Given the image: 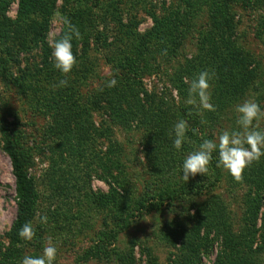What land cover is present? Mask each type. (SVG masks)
I'll use <instances>...</instances> for the list:
<instances>
[{
	"label": "rangeland",
	"instance_id": "374dc122",
	"mask_svg": "<svg viewBox=\"0 0 264 264\" xmlns=\"http://www.w3.org/2000/svg\"><path fill=\"white\" fill-rule=\"evenodd\" d=\"M1 1L0 35L2 23L5 19L16 20L19 8V0ZM214 1L57 0L49 41L53 35L57 38L61 34L66 15L78 14L90 42V51L82 59L87 73L80 66L74 69L68 74L66 87H53L61 78L57 83L45 84V76L38 71L44 62L39 46L25 52L18 47V40L0 36V247L2 251L13 250L5 264H21L25 255H41L49 239L57 248L54 264H182L185 259H194L186 250L187 236L195 235L194 214L211 203L226 214L229 230L242 234L245 201L253 191L245 174L236 181L216 166L218 153H213L205 175L197 174L187 182L182 179L185 156L196 150L203 139H215L222 130L238 127L235 108L239 103L252 99L264 109V0ZM169 13L179 27V44L164 52L152 47L141 56L139 64L140 80L168 111L171 129L165 134L168 143L162 146L177 159V165L164 173L160 162L155 161L159 151L153 129L113 122L104 104L98 105L93 99L108 88L109 80L116 79V86L125 82L118 79L124 56L119 47L122 40L124 44L129 38L123 35L121 23L144 34L155 25V15L164 17ZM220 33L230 49L223 52L222 67L221 62H216L222 55L216 50ZM135 54L132 51L129 57ZM235 62L242 65V73L232 76L233 80L224 79L223 70L229 75L239 73L233 71ZM204 63L215 69L210 81L215 111L185 103V81L205 68ZM72 100L80 106V127L73 134H64L61 118L73 108ZM180 119L188 122L189 131L182 148L177 150L173 146L174 134L169 133ZM254 123L264 131V118ZM86 127L95 128L90 132ZM83 131L84 149L75 152L73 137ZM108 141L114 142L111 145ZM6 142L14 144L26 159L39 195L31 221L36 235L20 244H14L11 236L18 206L16 178ZM106 152L117 161L112 165L111 178L103 175ZM259 161L264 163V157ZM61 169L63 174L74 169L89 172V176L81 180L77 190L66 184V178L56 175V171L61 174ZM119 180L124 184H118ZM178 184L184 185V191L188 189L186 196L163 202V192ZM123 193L124 198H119ZM103 195L110 200L109 217L98 205L97 197ZM134 201L147 207L139 211ZM127 213L130 219H125ZM42 216H47L46 223L41 222ZM123 219L130 223L122 230ZM179 229L189 232H183L184 236ZM219 251V244L214 243L201 255V263L214 264ZM256 262L264 264V250Z\"/></svg>",
	"mask_w": 264,
	"mask_h": 264
},
{
	"label": "trees",
	"instance_id": "16d2710c",
	"mask_svg": "<svg viewBox=\"0 0 264 264\" xmlns=\"http://www.w3.org/2000/svg\"><path fill=\"white\" fill-rule=\"evenodd\" d=\"M56 1L57 0H19L16 20L10 21L9 19H5V23H2L0 35L4 40H18V47L25 50V52L31 50L33 47L39 46L38 48L42 51L44 62L41 67H38V71L41 76H45L44 82L46 85L57 83L60 78L66 79L67 81L69 80L68 75L64 76L55 69L52 48L50 47L48 38L51 20L56 12ZM1 2L4 3L6 0H2ZM214 2L220 4L225 1L215 0ZM78 16V14L66 15L65 19L70 20L81 33V39L73 40V53L77 58V64L73 70H76L80 66L83 69V73L86 74L87 72L84 67L86 64H83L84 60L82 59L85 58L86 54L90 51V42L89 38H86V26L82 20L83 18L81 19L82 16ZM155 16V25L144 34L135 33L128 25L121 23L123 35H127L129 38V42L124 44L122 40V44L119 47V49H121V55L124 56L121 65L122 70L119 73L118 79H125V82L120 86L104 89L101 95H98L93 100L98 105L104 104L113 122L116 121L123 126L136 124L135 126L142 125L147 126V128L151 130L153 129L152 135L156 138L157 151H159L157 154L158 158L155 161L160 162L159 166L162 168L161 172L169 173L170 171H168V169L176 167L177 159L172 156L171 152H168L165 147L162 146L168 143L169 137L165 134H167L166 132L168 129H171V125H169V122L167 123L168 111L162 108V105L158 103L160 101L155 100L154 97L157 95L146 89L143 81L140 80V70L142 66H139V64L141 63V56L150 52L152 47L158 48L163 52L164 50L168 51L170 48L172 49L175 45L179 44L181 37H179V34H176L177 31L180 32L179 27L177 23H173V20L170 18V13L169 15L166 14L164 17L163 15ZM64 31L65 27L60 35H63ZM215 34H213V36H215ZM59 36L57 38H59ZM216 50L219 54H222L219 55V60L216 61L219 63L221 62L222 67L225 60V54H223V52L230 50L228 41L224 39L223 33H220L218 36ZM132 51L136 53V57H129ZM136 58L139 60L137 61ZM204 64L205 68L195 71L193 78L201 71L215 73V69L211 66H206V64L209 63ZM241 66L237 62L233 63V71L239 72L237 74L232 72L231 75H229L226 73L227 70H223L226 74L224 79L233 80L232 76L240 75L243 70ZM78 71H80V69ZM133 79L134 81L131 83ZM127 80H130V84L127 83ZM245 81L246 79L242 82ZM184 90L187 91L186 88H184ZM71 104L73 108L67 109L64 118H61L64 123V129H62L61 132L64 134H73L75 131H78L80 127V118L78 116L80 106L75 100H72ZM94 128L95 127H91L88 129V127H86V130L91 132ZM85 132L86 131H83L81 134L79 133L76 138L75 136L73 137L76 140L73 144L74 146L77 145L75 146V152H80L84 149L81 140H83L82 135L85 134ZM105 132L109 133L110 130L106 129ZM107 140H109V138H107ZM91 142L94 141L91 140ZM113 142L114 141H108L111 145ZM69 144H71L70 141ZM5 149L11 156L13 162L18 206V214L12 227L11 236L13 237L14 244H20L23 239L19 236V230L26 222L32 221L36 212V204L39 195L36 185L27 171L25 165L26 159L24 160L22 158L15 145L12 143L10 144V142H6ZM108 153L109 152H106L104 155V162L102 163L100 160V163L103 164V171L105 172L103 175L111 178V176H113L112 165L117 163V161H114V159L112 160V157L108 155ZM66 171H64L63 174V170L61 169V174H58V171H56V175L66 178V184H69L73 189L77 188V190H79L81 180L89 176V172L84 173L80 170L74 171L73 169V171L65 173ZM244 174L249 178L253 186V191L247 194L245 201V229L242 231V234H234L229 230L226 214L223 213L221 209H217L214 203L197 209L194 214L196 226L194 229L195 235L193 233L187 236L188 249L186 248L190 256H194V259L191 261L189 258L185 259V262L182 264H202L201 255L208 251L214 243H218L220 246L219 255L214 264H258V262H256L258 260V255L264 250V163L260 161L252 163L245 170ZM121 182L123 181L119 180L118 184ZM119 187L121 186L119 185ZM184 189L185 187L183 184H178L169 189L167 188L161 195V200L165 202L169 199L177 200L180 197L182 198L186 196L188 192V189L187 192L184 191ZM67 190L69 191L70 187L67 188ZM118 196L123 199L124 193ZM97 200L98 205L100 207L102 206L101 208L107 211V216L109 217V198L103 195L102 197H97ZM134 204L139 211L147 207L145 204L140 203V201H134ZM131 210L134 209L130 208V211ZM125 219H130V213H127ZM129 223V220L123 219L120 228H122V230L125 229ZM185 231L189 232V230L184 229L178 230V232L184 234V236L186 233L183 232ZM212 236H215V238H212ZM10 254H13V250L9 248L7 251H2L0 247V264H5V260L9 259Z\"/></svg>",
	"mask_w": 264,
	"mask_h": 264
},
{
	"label": "clouds",
	"instance_id": "9594fccd",
	"mask_svg": "<svg viewBox=\"0 0 264 264\" xmlns=\"http://www.w3.org/2000/svg\"><path fill=\"white\" fill-rule=\"evenodd\" d=\"M65 31L63 35L50 38V47L54 58V67L64 76L70 74L77 64L76 55L73 53V40L81 39L79 29L70 20L63 21ZM213 74L209 71H201L188 84V97L185 101L188 105L198 109L215 111L211 103V83ZM68 81L61 79L53 87H66ZM116 79L107 82V87L116 86ZM237 115L236 129L222 130L215 139H203L198 148L187 154L182 163V179L187 182L190 177L197 174L205 175L213 160V153H218L217 167H222L236 180L240 181L245 170L254 162L264 157V131L259 130L254 122L264 118V109L255 100L247 99L239 103L235 108ZM203 123V121H202ZM189 124L186 120H178L169 135L174 134L173 146L180 150L186 140ZM192 131H196L193 129ZM41 222H47V216H42ZM36 235L33 224L26 222L19 230L21 239L31 241ZM57 257V248L51 239L45 244L43 252L39 256L25 255L21 264H54Z\"/></svg>",
	"mask_w": 264,
	"mask_h": 264
}]
</instances>
